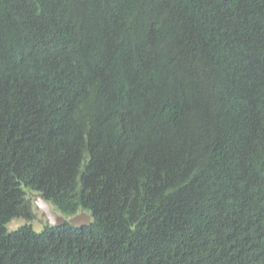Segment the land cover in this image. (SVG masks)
<instances>
[{"label":"trees","instance_id":"obj_1","mask_svg":"<svg viewBox=\"0 0 264 264\" xmlns=\"http://www.w3.org/2000/svg\"><path fill=\"white\" fill-rule=\"evenodd\" d=\"M0 264H264V0H0Z\"/></svg>","mask_w":264,"mask_h":264},{"label":"rangeland","instance_id":"obj_2","mask_svg":"<svg viewBox=\"0 0 264 264\" xmlns=\"http://www.w3.org/2000/svg\"><path fill=\"white\" fill-rule=\"evenodd\" d=\"M26 192L30 199L34 219L27 221L24 218H14L7 225L10 230L28 223L34 229L40 230L43 226H55L65 221L78 226L91 220V215L87 211L81 209L74 215L68 216L59 211L51 202L44 200L39 193L32 190Z\"/></svg>","mask_w":264,"mask_h":264},{"label":"bare ground","instance_id":"obj_3","mask_svg":"<svg viewBox=\"0 0 264 264\" xmlns=\"http://www.w3.org/2000/svg\"><path fill=\"white\" fill-rule=\"evenodd\" d=\"M41 71V70H40ZM21 82V81H20ZM44 98V97H43ZM49 107V106H48ZM44 109V108H43ZM46 110V109H45ZM23 118V117H22ZM94 121V120H93ZM68 127V126H67ZM62 128V127H61ZM61 134V133H60ZM67 134V133H66ZM38 136V135H37ZM68 138V137H67ZM97 142V141H96ZM83 151V150H82ZM76 152V151H75ZM65 161V160H64ZM88 236V235H87ZM88 243V242H87Z\"/></svg>","mask_w":264,"mask_h":264},{"label":"clouds","instance_id":"obj_4","mask_svg":"<svg viewBox=\"0 0 264 264\" xmlns=\"http://www.w3.org/2000/svg\"><path fill=\"white\" fill-rule=\"evenodd\" d=\"M43 227H44V226H43ZM43 227H42V228H43ZM42 228H41V229H42ZM33 229H34V228H33ZM41 229H40V230H41ZM34 230H36V229H34ZM40 230H36V231H40Z\"/></svg>","mask_w":264,"mask_h":264}]
</instances>
